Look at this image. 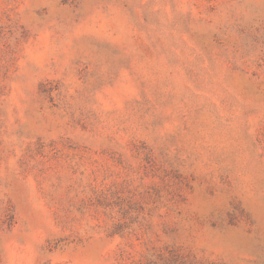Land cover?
Listing matches in <instances>:
<instances>
[{"label": "rangeland", "instance_id": "rangeland-1", "mask_svg": "<svg viewBox=\"0 0 264 264\" xmlns=\"http://www.w3.org/2000/svg\"><path fill=\"white\" fill-rule=\"evenodd\" d=\"M0 264H264V0H0Z\"/></svg>", "mask_w": 264, "mask_h": 264}]
</instances>
